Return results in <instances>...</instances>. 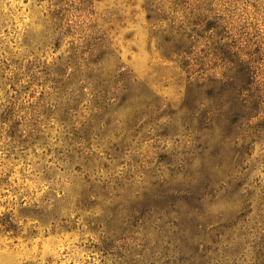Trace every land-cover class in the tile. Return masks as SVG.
Segmentation results:
<instances>
[{"label": "rangeland", "instance_id": "rangeland-1", "mask_svg": "<svg viewBox=\"0 0 264 264\" xmlns=\"http://www.w3.org/2000/svg\"><path fill=\"white\" fill-rule=\"evenodd\" d=\"M178 25L199 54L218 53L223 36L261 49L264 83V0H0V264H160L172 236L142 212L171 185L159 186L169 177L165 163L182 157L190 131L177 116L169 123L146 114L130 117L143 124L127 130L128 119L115 115L79 142L92 107L83 101L64 115L55 88L72 48L91 35L114 50L106 67L122 64L164 107L178 109L185 73L158 47L162 30ZM244 165L247 183L264 181L263 142L252 144ZM229 203L213 206L233 217Z\"/></svg>", "mask_w": 264, "mask_h": 264}, {"label": "trees", "instance_id": "trees-1", "mask_svg": "<svg viewBox=\"0 0 264 264\" xmlns=\"http://www.w3.org/2000/svg\"><path fill=\"white\" fill-rule=\"evenodd\" d=\"M209 28L214 30L215 25ZM226 38L219 37L218 53L206 56L194 50L190 33L180 25L162 30L158 47L185 73V93L175 110L164 107L122 64L106 67L104 59L114 57V50L91 35L72 48L75 58L57 80L61 87L54 90L65 103L64 115L83 101L92 107L82 135H77L79 142L95 138L94 128L107 129L112 117L117 120L115 115L128 119L127 130L143 124L130 117L146 114L169 123L177 116L180 126L190 131V146L182 157L165 163L169 181L161 178L159 186L171 185L158 191L157 201H147L142 212L146 222H160L154 229L165 238L172 236L162 244L160 264H264V181L251 185L244 175L245 155L251 154L252 144L257 140L264 144L262 51L236 46ZM217 199L236 208L233 217L213 206ZM149 211L157 215L154 220L146 216ZM147 249L150 256L156 255Z\"/></svg>", "mask_w": 264, "mask_h": 264}]
</instances>
